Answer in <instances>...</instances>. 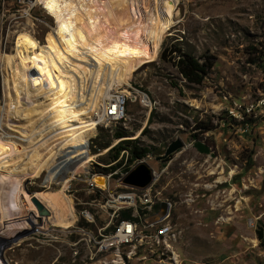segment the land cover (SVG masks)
I'll list each match as a JSON object with an SVG mask.
<instances>
[{"label":"rangeland","instance_id":"1","mask_svg":"<svg viewBox=\"0 0 264 264\" xmlns=\"http://www.w3.org/2000/svg\"><path fill=\"white\" fill-rule=\"evenodd\" d=\"M95 5L97 18L86 24L93 38L122 35L124 29ZM52 26L54 20L39 0H0V55L12 51L18 32L28 31L43 43ZM132 27L128 35L134 39ZM177 50L190 53L204 65L199 82L178 72ZM263 52L264 0H177L173 23L136 58L129 85H123L122 90L130 92L124 118L98 121L86 142L87 151L94 155L86 171L113 180L119 176V184L131 191L149 187L151 204L165 201L170 205L164 220L171 225L170 231L157 236L153 228H144L142 223L159 214L157 208L143 213L137 207L133 213L132 206H123L138 223L136 239L97 251L90 237L110 220V211L103 205L106 192L89 191L82 181L72 178L67 195L76 216L73 225L40 229L41 216L46 214L40 215L33 203L35 215L19 200L20 208L7 210L6 219L0 217V235H9L1 228H19L9 235L15 236L10 245L0 249V264H264ZM5 74L0 62V106ZM143 94L148 104L139 101ZM202 123L211 129L201 131L198 125ZM118 129L123 135L114 137ZM175 138L183 145L156 160ZM0 139H4L1 130ZM121 139L150 148L151 152L129 163L132 168L135 161L144 160L151 168L153 177L147 186L123 184L126 149L120 150L117 159H109L110 148ZM196 139L208 146V152L196 149ZM122 156L113 170L101 169ZM46 173L24 179L23 195L31 199L36 191L61 185L46 180ZM12 179L8 177L10 184ZM82 209L91 213L92 221L81 215ZM24 228L27 232L17 234Z\"/></svg>","mask_w":264,"mask_h":264},{"label":"bare ground","instance_id":"2","mask_svg":"<svg viewBox=\"0 0 264 264\" xmlns=\"http://www.w3.org/2000/svg\"><path fill=\"white\" fill-rule=\"evenodd\" d=\"M39 1L54 20L43 43L28 31H20L14 38L12 51L0 55L6 71L0 106V130L4 137L0 139V217L6 219L7 210L20 208L19 200L38 214L20 186L24 179L38 177L52 164L46 170V180L62 183L57 189L33 193L48 210L41 216V222L34 218L41 223L40 229L47 226L67 229L76 216L72 198L64 192L66 183L75 172L89 169L94 155L87 151L86 142L93 135L100 114H105L107 100L121 85H129L136 58L169 29L177 0ZM95 4L124 29L122 35L105 40L93 38L86 24L91 25L97 18L93 13ZM131 26L134 39L128 35ZM124 91L127 89L120 91L122 105L130 99L127 96L130 92ZM144 101L148 104V99ZM124 116L125 107H121V118ZM106 120L120 118L117 112H109ZM60 155L72 164L71 168H63V159L57 158ZM57 169L68 170L69 175L62 173L59 180ZM130 169L131 166L124 170L122 179ZM92 174L96 184L104 187L100 175H109ZM8 177L13 178L11 184ZM129 194L138 192L129 190ZM151 202L150 198L144 201V195H137L135 204V196H127L121 207L132 206L136 213L138 205L151 208ZM84 216L90 219V215ZM115 216V221L128 220V227L137 233L138 223L133 216L118 218L117 213ZM1 229L12 235L19 228ZM90 238L95 244L94 235Z\"/></svg>","mask_w":264,"mask_h":264},{"label":"built area","instance_id":"3","mask_svg":"<svg viewBox=\"0 0 264 264\" xmlns=\"http://www.w3.org/2000/svg\"><path fill=\"white\" fill-rule=\"evenodd\" d=\"M123 89V85H121L115 92L112 93V97L107 100L105 104V114H100L101 119L99 121L104 120L106 118H109V112H117V118H121V107H126V105L121 104V97H120V90ZM134 92L132 91V94ZM132 98L135 99L134 95H131ZM146 99L143 96L139 99L140 102L146 103L144 101ZM126 155V152H125ZM57 158L63 159V168H71L72 164L62 157L61 155ZM137 162L135 161V164ZM52 167V164L48 166V168ZM48 168H45V172ZM63 173V169H57V174ZM95 174H92L85 169L77 171L73 174V180H80L82 181L86 187L91 190H95L96 192H106L104 194V203L103 205L107 206V210L110 211L109 217L110 220L113 218V221H111V226L108 227L109 221L106 223L105 226L98 228L97 234L94 235L95 238V245H96V250L97 251H103V250H108L113 247H117L120 245H127L131 244L137 236V233L134 231H131V229L128 227V220L126 221H115V213L124 210L121 209V202H127V196H135V204H137V195H144V201H149V187L144 188V189H138V194H129V187H122V185L119 184V176L113 180L112 176H103L104 180V187H100L99 185L96 184L95 180H93V176ZM70 181H67L66 186L64 188V192L66 194L70 193ZM111 182H113V186H111ZM141 208V211L143 213L146 212H152L154 209H156L157 206H154L151 204V208H144V205H138ZM169 206L167 204V209H166V217L165 218H160L159 220H153L151 222L147 223H142L144 225V228L146 229H154L155 234L158 235H163L167 234L170 229L171 225L169 222L164 221L168 214H169ZM159 206L157 207V209ZM81 215H90V221L93 220L92 215L90 212H88L86 209L81 210Z\"/></svg>","mask_w":264,"mask_h":264},{"label":"trees","instance_id":"4","mask_svg":"<svg viewBox=\"0 0 264 264\" xmlns=\"http://www.w3.org/2000/svg\"><path fill=\"white\" fill-rule=\"evenodd\" d=\"M264 54V52L262 53ZM177 61H176V67L179 73H181V75L189 80V81H193V82H199L202 78V74L205 72L204 69V65L193 55H191L190 53L187 52H182L177 50ZM198 127H200L202 130L201 131H205L208 129H211V126L207 123H202L201 125H198ZM112 135L114 137H119L123 135V131L122 130H115L113 131ZM192 136L194 138L197 137L196 133H192ZM194 145L196 147L197 150L201 151V152H208V146L201 142L200 140L196 139L194 141ZM121 149H126L128 154L126 157V162L128 163L126 166H124V170H127L131 164H129L131 161L135 160V159H140L143 156H145L147 153L151 152L150 148L148 146H144V145H138L135 142L129 141L128 139H121L119 140L115 145H113L110 148V154L108 155L110 160H115L118 158L119 152ZM124 159V156H122L120 159H118L114 164L108 165V166H103L101 167V169L103 170H113L117 165H120L122 160ZM109 161H106L105 163L107 164ZM96 166H98L97 164H95ZM158 207V206H157ZM156 207V208H157ZM141 210V208H140ZM130 209H124L120 211V217L119 218H130ZM258 238L262 239V234L260 231H258Z\"/></svg>","mask_w":264,"mask_h":264},{"label":"water","instance_id":"5","mask_svg":"<svg viewBox=\"0 0 264 264\" xmlns=\"http://www.w3.org/2000/svg\"><path fill=\"white\" fill-rule=\"evenodd\" d=\"M183 145L182 141L180 138H175L171 142H169L163 153L156 156V160L161 159L166 157L168 154L174 152L178 148H180ZM153 177V173L151 168L147 165V163L144 160H139L131 169L130 171L124 176L123 182L128 185L132 186H138V187H144L148 185ZM31 200L33 203L36 205L38 211L40 214H47L48 210L44 208L42 203L33 195H31ZM167 209V202L165 201H160L159 202V214L155 217V220H159L163 214L166 212ZM27 222H29L31 225H33L32 221L30 220V217L27 216ZM39 222V221H38ZM20 232H27V229L24 228L20 230L17 234ZM16 234V235H17ZM15 239L14 237H9V236H2L0 235V249H3L5 247H8L11 243V241Z\"/></svg>","mask_w":264,"mask_h":264}]
</instances>
